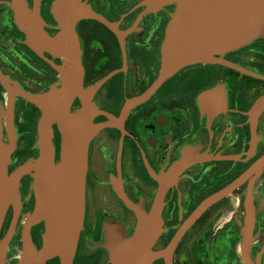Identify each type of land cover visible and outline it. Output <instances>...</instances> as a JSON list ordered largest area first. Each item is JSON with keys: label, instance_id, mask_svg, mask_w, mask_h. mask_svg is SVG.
<instances>
[{"label": "flooded vegetation", "instance_id": "af4514ba", "mask_svg": "<svg viewBox=\"0 0 264 264\" xmlns=\"http://www.w3.org/2000/svg\"><path fill=\"white\" fill-rule=\"evenodd\" d=\"M56 0H0V140L8 174L38 158L41 99L59 88L63 61L36 47L22 13L60 33ZM76 25L83 96L100 126L88 147L85 213L73 264H113L115 234L133 237L139 215L161 201L150 264H264V39L163 77L175 6L149 0H83ZM263 103V104H261ZM103 126V127H101ZM55 161L61 134L52 124ZM33 173L20 179L0 229V264L36 252ZM44 264V263H34ZM45 264H62L59 257Z\"/></svg>", "mask_w": 264, "mask_h": 264}, {"label": "water", "instance_id": "95a60500", "mask_svg": "<svg viewBox=\"0 0 264 264\" xmlns=\"http://www.w3.org/2000/svg\"><path fill=\"white\" fill-rule=\"evenodd\" d=\"M149 1L175 6L164 49V78L185 66L207 62L215 54L264 39V0ZM52 10L60 30L56 38L47 36L39 26L36 12L22 13L31 42L63 61L59 68L61 86L41 99H33L42 108L37 142L39 156L9 175L11 148L0 140V229L9 205L19 198L20 179L27 173H33L36 195L30 220L45 223L41 250L36 252L31 241H26L19 264H45L54 257H59L62 264H73L84 222L88 147L100 129L91 124L89 104L69 117L73 100L83 96V67L76 33L77 23L87 16L83 0H56ZM54 123L58 124L61 134L57 163L52 141ZM161 209L158 198L148 216L138 214L139 223L133 237H128L125 231L115 234L113 264L151 263L150 250L157 238Z\"/></svg>", "mask_w": 264, "mask_h": 264}]
</instances>
